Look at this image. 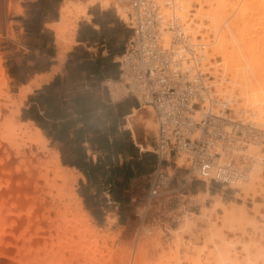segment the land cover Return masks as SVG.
Instances as JSON below:
<instances>
[{
	"label": "bare ground",
	"instance_id": "6f19581e",
	"mask_svg": "<svg viewBox=\"0 0 264 264\" xmlns=\"http://www.w3.org/2000/svg\"><path fill=\"white\" fill-rule=\"evenodd\" d=\"M173 1L182 14L187 13L193 2L197 3L200 8L195 18L200 22L202 18L209 21L208 32L214 35L217 44L211 47V54H206V60L209 58L211 62V59L217 57L221 59L220 63L209 62L208 65L214 70L210 69V74L214 77L212 86L215 90L230 94L238 91L241 99L258 108L260 115L264 117V0ZM133 2L134 0H62L58 10L59 19L46 25L55 32V44L60 49L56 60L63 63L66 53L77 43V25L74 22L79 17L87 20L89 6L99 5L106 9L112 5L123 19L131 10ZM12 4V0H0L1 28L3 11L10 14L13 11ZM204 5L210 9L204 10ZM16 12H21L19 6ZM222 26L226 28L223 29ZM199 27L202 28V25ZM9 30L13 34L11 28ZM204 63L208 64L206 61ZM59 71L60 67L54 66L51 72L36 74L30 84L21 86L19 102L11 101L15 110L9 111L7 118L0 120V264H101L102 259L98 260L96 253L100 252L98 247L105 235L91 225L82 200L75 193L74 184L78 179H85L83 174L77 172L78 176L75 177L67 172L71 173L76 169L62 165L59 151L48 148V139L31 121L19 120L15 124L16 116L20 114L27 96L51 81ZM5 72L0 61V89L7 88ZM228 75L231 76L230 79ZM111 85L112 93L119 98L121 87L117 82ZM2 95L9 99L7 94ZM125 119L126 127L132 130L134 138L138 135L135 128L139 125L146 141L155 137L157 123L151 107L134 109ZM3 129L7 130L8 135H5L6 131L3 133ZM139 147L143 151L152 149L151 146ZM260 164L259 161L255 162L246 180L231 186L239 188L245 195L240 198L242 203L226 204L218 194L213 196L215 201L209 207L204 202L211 196L206 190H199L196 195L201 203L199 213L185 214L179 225L170 230L169 250L158 257L159 264L264 262V238L257 240L246 236L248 227L256 230L261 223L247 217L248 211L244 203L249 193L259 196L258 189L264 193V167ZM175 166L187 167L184 157H179ZM167 172L169 181L174 175V169L168 167ZM40 183H43L47 190L45 194L50 199L42 198L39 194ZM237 194L240 195L238 192ZM163 196L165 195L150 200L146 198L145 202L143 200L140 205L142 210L138 212L139 221L134 222L138 224L134 239H130L131 234H127V231L123 233V239L120 240L124 241L125 251H115L118 257H115L113 264H147L145 254L155 231L148 225L147 218L159 217L156 214L163 208ZM48 200L50 204L46 207ZM253 203L254 206L250 209L253 216L264 220V215L259 214L256 209L259 204ZM216 210H221V219L214 217ZM236 229L242 234L240 239L225 236L226 231ZM185 234L190 236V240H182ZM159 247L157 246L158 249ZM103 263L107 264L106 261Z\"/></svg>",
	"mask_w": 264,
	"mask_h": 264
},
{
	"label": "built area",
	"instance_id": "2783aa9c",
	"mask_svg": "<svg viewBox=\"0 0 264 264\" xmlns=\"http://www.w3.org/2000/svg\"><path fill=\"white\" fill-rule=\"evenodd\" d=\"M131 35L118 59L117 83L154 112L157 163L147 199L174 195L163 163H187V179L234 189L252 165L264 167V117L237 93H219L206 61L208 44L173 0H134L127 13Z\"/></svg>",
	"mask_w": 264,
	"mask_h": 264
},
{
	"label": "rangeland",
	"instance_id": "374dc122",
	"mask_svg": "<svg viewBox=\"0 0 264 264\" xmlns=\"http://www.w3.org/2000/svg\"><path fill=\"white\" fill-rule=\"evenodd\" d=\"M12 2H13L12 6L14 5L15 7L13 6V11L10 14H6L3 11L2 23H1L2 28L0 27V61H1V66L6 71L5 75L7 78V88L0 89V94L2 96V97L0 96V106H2V108L0 107L1 108L0 109V120L1 121L2 119H5V117L7 118L8 116L7 114H9V111L15 110V105L11 106V101L15 103L19 102L20 87L19 89L16 88V86L14 85V81L11 79V74L9 73V68L11 64L13 63L12 55L15 52L18 54H21L23 52L27 56L26 59L31 61L33 59L32 55L35 56L37 54V52H34V54L31 55V50H33L34 48L37 49L38 44L31 43V42L29 43V45L27 44V42L25 41V31H24L25 29L24 28H26L28 31L32 30L29 28H35L32 22L37 21V20L38 21L40 20L48 21V23L52 22L50 20H52L53 18H56V20H58L59 19L58 10H59V5L61 4L62 0H12ZM16 6L17 7L19 6V8L21 9L20 13L16 12V8H17ZM108 8L113 11L117 10L116 7H113L112 5ZM199 8H200L199 5L193 2L190 9L187 11L186 15L190 17V20L193 23V26L197 28L202 38H205L206 42H208L209 44H212L208 46L210 50L207 48L208 49L207 54H211L212 53L211 47L217 43L215 42L214 35L208 32L210 31L209 29H207V27L209 26L208 19L202 18L201 19L202 22H200L197 18H195V15L197 11L199 10ZM203 9L209 10L210 7L207 5H204ZM118 13L120 16H122L120 12ZM72 19L75 20V18H72ZM80 19L81 17L76 19L74 23L77 25ZM123 20L125 22H128L127 16L123 18ZM25 22H29V23H25ZM200 24L202 25V28L199 27ZM224 26H222L223 29L226 28V27L224 28ZM37 27L39 28V26ZM9 28H11L13 34L9 33L10 32ZM45 28H47L46 25H45ZM53 35H54L53 36L54 46H55V51H56L55 56H57V53L60 51V49L55 44V32H53ZM50 50H52V48H50ZM50 50L48 49L44 50L45 54L47 55ZM5 51H9V52L7 53ZM38 54L40 53L38 52ZM55 62L59 64L58 66L60 67V70H61V65L64 62L62 63L56 60V58H55ZM206 62H208V65H210L209 58L206 60ZM220 62H221V59L217 57L215 59H211L210 63L215 64V63H220ZM31 68L32 66L29 65L26 68V70L29 71L31 70ZM35 76L36 75H34L32 78H29V76L26 77L28 80L27 85L30 84L31 82L30 80H33ZM230 77L231 76L228 75L229 79ZM111 84L112 83L109 84L110 88L112 87ZM234 93H237L238 96H240L238 91H235ZM2 94H7V96H9V99H7V97ZM114 98L117 99L116 97ZM19 120L20 119L18 115L16 116L15 124H17V121ZM135 130H136V135L138 134L137 135L138 138L137 137L136 138L133 137V138L139 145H141L142 144L141 141L143 140V137H144L143 132H142V127L139 125V127H136ZM2 131L3 133H5L6 131L5 135L6 134L8 135L6 129H3ZM153 140L154 138L150 137L144 143L145 146H151L152 149L151 151H149L151 153H153L152 152L153 151ZM48 148H50L51 150H54V149L58 150L57 147L52 146L50 142L48 143ZM121 160H123V158H121ZM175 165L172 163L167 164L168 167H171L174 169V175L171 179L170 187L171 188L174 187L175 186L174 184L177 183L181 187V190L176 192L174 195L164 194L165 196L162 197L165 199L163 200L164 201L163 208L160 210L158 214H156L157 217L158 216L159 217L157 219L151 218V217L147 218L148 225L151 226V228L155 230L153 231L154 232L153 238L149 242L147 250H146V254H145L147 264H159L158 257L162 255V253L164 252L168 253L169 245L171 243L170 230L176 228L179 225V223L182 220V217L185 214H189L192 212L199 213L201 203L199 202L196 195L199 192V190H202L203 187L204 188L208 187L209 190L212 191V193L214 192V194L218 192L220 195V199L226 204H228L229 202H234L237 204L242 203L240 198L245 196L243 193L239 191L226 188V187H222L221 185L215 184L213 182H210V183L207 182L206 183L207 186H206L204 182H202L199 179H195V178L187 179V183L184 184L183 179L186 177V170H185L186 167H176ZM163 170L166 174L168 173L167 172L168 168L165 169V167L163 166ZM67 172L69 174H72L75 177L78 176V173L76 171H72L71 173L70 171H67ZM40 185H41V188L39 189V194L42 196V198L50 199L45 194L47 193L45 192L47 190L44 189L43 183H40ZM98 187L101 189L98 193L99 197L97 198L98 205L103 206V208L107 212L106 213L107 216L104 220H98L97 218L93 217L92 211L87 209L86 204L81 198V195H84L85 192L83 188H81L79 179L74 184L75 193L82 200L83 208L89 215L91 225L94 226L100 232V234L105 235V237H103V241L101 242V244H99V247H98L99 251L102 252V255L100 254V252L99 253L97 252L98 254L96 253V258L98 260L102 259L101 264L104 261H106L107 264H113L115 263V257H118L117 253H119V250L125 251V248L123 247L124 241L122 240L123 233L127 231L126 232L127 234H131L130 239H134V236H135L134 233H136L137 226H138V224L134 222L139 221L138 215L140 213V210H142L140 208V205L143 203V200L145 202L147 198V192L150 188L149 176L145 175V176L137 177L135 180L130 181V183H128L127 186L125 187L126 189H123L121 191V193L123 194L124 200L120 204L109 203V204L104 205L105 200L112 201V197L110 195L105 196L104 193H102V191H106L108 187H103L101 185ZM94 190H95V187H93L92 191ZM87 192H89V189H87ZM237 192L240 195H238ZM42 193H44V195ZM258 193L260 194L259 196H255V194L252 192L249 193V195L245 198V201H244L245 208L248 211L247 217L250 218L251 220H255L256 222L261 223V224H258L259 226H257L258 228L256 230L252 229V227H248L246 229V236L254 237L257 240H262V238H264V220H262L261 217L259 216L254 217L253 216L254 214L250 210L254 206L253 202H256L259 204L258 206H256L258 213L264 215V193H261L260 189L257 190V194ZM214 199L215 198L213 197L207 198L206 201L204 202V205H207L210 207L211 204L215 201ZM49 204H50V200H48L46 207H49L48 206ZM92 204H95V203L92 202ZM87 205L90 206V204H87ZM221 215H222L221 210H216L214 212V217L217 219H221L222 218ZM109 218L115 219V221L110 222ZM152 226L155 228H153ZM116 236L118 238H116ZM225 236L230 239H236V238L240 239L242 234L239 229L238 230L236 229L235 231H232V232L226 231ZM120 238L122 239L120 240ZM182 240L188 241L190 240V236L185 234L182 236ZM243 240L244 239H242V241ZM154 244L156 245L154 246ZM157 246H160L159 249L157 248ZM115 251L117 252L116 254H115ZM162 264H165V262H163ZM258 264H264V262H260Z\"/></svg>",
	"mask_w": 264,
	"mask_h": 264
},
{
	"label": "crops",
	"instance_id": "0c3cea01",
	"mask_svg": "<svg viewBox=\"0 0 264 264\" xmlns=\"http://www.w3.org/2000/svg\"><path fill=\"white\" fill-rule=\"evenodd\" d=\"M52 22L57 21L56 18L50 20ZM48 21H39L37 23H32L35 28L28 31L25 30V41L29 45V43H37L38 48L31 50V55L34 52H37L35 56L32 55L33 59L31 61L26 59L25 53H14L12 56L13 63L9 68V73L11 74V79L14 81V85L17 89L22 85H27L28 80L26 77L32 78L36 74H44L51 72L54 66H58L59 64L55 62V46L53 39V32L50 29L45 28ZM51 23V22H49ZM39 26V28L37 27ZM131 35V30L128 27L127 22L119 17L116 10L113 11L109 8L103 9L99 5L89 6L87 9V20L81 17L79 22L77 23V31H76V44L71 46L69 52L65 55L64 63L61 65V70L57 75H54L51 81L43 84L39 89H35L31 94L27 96V99L24 101L23 106L20 109L19 119L22 122L31 121L36 127H38L34 120L26 119L22 120L23 110H29L33 108L34 111H37L39 115H43L45 113L46 107L44 105L39 104V102L31 101V98H35L38 93L43 89L44 86L50 85L54 82L56 78L60 80V86L57 89L58 92L62 93L63 99L61 101H69L76 97H86V102L91 104L92 109L101 105L107 106L113 114V117L117 118V125L115 129L114 138L122 139L125 143H129L132 145L131 151L134 152L137 157V160L140 162L139 169H141V173H138L136 167L132 169V176L129 178L128 183L130 181L135 180L137 177L150 175L153 171L156 163L150 165L147 161H144L142 158V154L149 151H143L140 149L139 144L134 140L132 130L126 127V116L130 115L134 109H140L143 106H140L139 103L130 96H127L125 92H121V96L115 99L114 94L112 93V87L110 88L109 84L118 81L119 77V65L118 59L124 50V46L127 42V39ZM52 48V50H50ZM50 50L46 55L44 50ZM9 52V51H5ZM38 52L40 54H38ZM32 66L31 70L27 71L26 68L28 66ZM113 94V95H112ZM98 109L97 112L91 115L89 122L87 125L83 124L81 120L82 116H77L76 114H72L70 117L66 119L61 118H49L47 119V126L50 127L55 125L56 130L61 129L63 124L69 123L66 125L64 131H67L68 137L70 139L74 138L75 131H77L80 127L83 129H88L92 121H96V117L101 113H105L106 109ZM97 123V122H96ZM102 121L98 122V125H101ZM105 128L103 132H108V128L110 126V121L105 122ZM39 128V127H38ZM41 130V128H39ZM85 133V136H92V133ZM91 132L93 130H90ZM43 135L44 132L41 130ZM143 136V135H142ZM47 138V136H45ZM112 137H110L111 140ZM52 146L57 147L60 153L61 159V147L63 144L59 141H52L50 138H47ZM143 147H145L146 140L143 137L141 141ZM86 149V161L91 157L94 163L97 162V157L101 153L92 154V151L89 149V145L87 142L82 144ZM153 152V151H152ZM154 154V153H153ZM118 159L120 160V164L123 160V154L118 153ZM155 156V155H154ZM133 159L132 156H126V159ZM62 161V159H61ZM104 162L105 169L109 168V165L104 160V156H101L100 162ZM145 163V164H144ZM63 164V162H62ZM69 168H75L76 172H81L76 167H71L69 165H65ZM165 169L168 168L167 163H163ZM103 171V170H102ZM84 180L79 179L80 185H83L84 188V196L88 197L90 194H95L96 189L99 185L110 187L114 185L113 180H108V175L104 172L102 177H100L94 184L87 179V177L83 174ZM119 182L122 183L123 179L116 178ZM127 183V184H128ZM176 187H180L179 184H174ZM88 188H87V187ZM95 187V190H93ZM89 189V192H87ZM181 190V189H180ZM202 190H206L209 196L213 197L218 195L212 193L209 188H202ZM218 191V189H217ZM107 192V193H106ZM99 193V192H98ZM105 196H109L108 190L102 191ZM98 194L95 198L97 201ZM84 201V198L81 197ZM90 203V202H89ZM114 203L110 200L106 201L105 204ZM117 208V207H116ZM115 208V209H116ZM91 211H95L96 217L98 220H104L107 216L106 210L103 206L96 205L92 206Z\"/></svg>",
	"mask_w": 264,
	"mask_h": 264
},
{
	"label": "trees",
	"instance_id": "16d2710c",
	"mask_svg": "<svg viewBox=\"0 0 264 264\" xmlns=\"http://www.w3.org/2000/svg\"><path fill=\"white\" fill-rule=\"evenodd\" d=\"M22 20V18H21ZM33 21L32 23H37ZM29 23V22H25ZM60 80L56 78L53 83L46 85L38 93L35 98H31V101L39 102V104L46 107L45 113L39 115L37 111H34L33 108L29 110H23L22 120L31 119L34 120L36 125L41 128L47 138H50L52 141H59L63 144L61 147V159L63 164L69 165L71 167H76L78 170L83 172V174L90 180L93 184L102 177V174L105 172L108 175V180H113L114 185H111L106 190L112 197V202L115 204H120L123 202L124 197L121 191L126 189L129 178L132 176L133 167L139 169L140 162L137 160V157L134 152L131 151L133 148L131 144L125 143L122 139L114 138L115 129L117 125V118L113 117V114L109 108L105 105H101V108L97 106L92 109L91 104L86 102V97L80 96L73 98L69 101H61L63 99L62 93L58 92L60 86ZM106 109L105 113H101L96 117V121H92L88 129H83L80 127L75 131L74 138L70 139L68 137L67 131H64L66 125L69 123L63 124L61 129L56 130L55 125L51 126L50 129L47 126V119L49 118H61L66 119L72 114L77 116H82L81 120L84 125H87L91 115L97 112L98 109ZM110 121V126L108 132H103L105 127V122ZM102 121L101 125H98V122ZM97 122V123H96ZM92 133V136H85V133ZM90 130H93L92 132ZM110 137L111 140H110ZM84 142H87L89 149L92 151V154L101 153L97 157V162L94 163L89 157V160L86 161V149L82 146ZM118 153L123 154V161L120 164L118 159ZM101 156H104V160L109 165L108 169H105L104 162H100ZM126 156H132L133 159H126ZM144 161H147L150 165L155 164L156 159L153 153L145 152L142 154ZM103 170V171H102ZM141 169L138 170V173H141ZM116 178L123 179L122 183ZM100 186V185H99ZM87 187V186H86ZM105 187V186H103ZM81 188H84L81 185ZM88 188V187H87ZM101 189L97 187L95 194H90L88 197L81 195L84 198V203L87 206V209L90 210L92 206H96L98 201L95 200L98 192ZM214 194V192H213ZM90 202V203H89ZM95 203V204H92ZM87 204H90L88 206ZM105 204V202H104ZM92 215L96 217L95 211H92Z\"/></svg>",
	"mask_w": 264,
	"mask_h": 264
}]
</instances>
